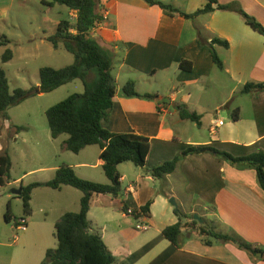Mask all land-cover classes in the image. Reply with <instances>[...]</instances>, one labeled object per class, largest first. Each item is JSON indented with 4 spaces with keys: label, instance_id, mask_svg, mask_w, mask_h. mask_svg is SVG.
<instances>
[{
    "label": "crops",
    "instance_id": "1",
    "mask_svg": "<svg viewBox=\"0 0 264 264\" xmlns=\"http://www.w3.org/2000/svg\"><path fill=\"white\" fill-rule=\"evenodd\" d=\"M16 1L0 0V23L7 21ZM39 1L43 4L53 0ZM160 1L187 14H194L208 3L206 0ZM217 1L221 5H240L264 26V0ZM102 12L108 18L91 32V37L113 58L119 76L124 72L127 82L134 81L140 95L156 96L155 100L126 98L118 87L111 117L102 125L113 133L149 138L148 168L172 161L191 147H213L234 157L264 152V92L242 94L248 83L264 84V36L247 26L241 15L216 11L193 21L180 15H166L144 0H99V13ZM69 14L75 22L76 12L69 10ZM61 20L52 22L55 28ZM198 27L206 31V39H200ZM50 36L46 29L40 37L41 43ZM214 38L229 43L228 49L215 45L224 63L223 70L215 65L209 49ZM183 62L191 63V71L181 69ZM119 76H115L117 83ZM140 77H146L143 82L150 84L155 79L160 86L169 82L170 87L167 85V93L158 87L154 89L153 85L142 91ZM178 105H186L201 116L200 125L182 120ZM236 109L240 111L238 120L234 119ZM67 139L51 138L55 154L68 152ZM58 141L60 148L55 149L54 143ZM101 153L98 145L89 146L62 164L74 168L82 179L107 185L110 181L103 170ZM60 166L55 167L56 171ZM118 172L121 194L117 198L95 197L88 218L92 231L102 236L120 263L264 264L258 253L242 248L236 241L220 242L200 232L203 227L207 231L215 229L264 252V190L254 168L204 153L184 158L164 180L155 179L132 163L120 165ZM23 178L9 184L26 187ZM82 197L81 191L70 186L60 190L34 189L32 215L36 209L48 215L47 210L57 202L56 225L64 214L80 212ZM171 198L177 207L170 203ZM149 203V215L143 220L147 228L138 230V220L127 215L126 210L143 214L142 208ZM176 210L183 216L182 248L163 235L166 228L179 223ZM9 216L11 220L15 218ZM206 241H212V245H206Z\"/></svg>",
    "mask_w": 264,
    "mask_h": 264
},
{
    "label": "trees",
    "instance_id": "2",
    "mask_svg": "<svg viewBox=\"0 0 264 264\" xmlns=\"http://www.w3.org/2000/svg\"><path fill=\"white\" fill-rule=\"evenodd\" d=\"M152 7L160 8L171 17L180 15L188 20L216 11L232 12L242 16L244 22L255 32L264 36V26L254 17L247 14L238 4L221 5L217 0H206L207 5L195 12L187 14L179 9L165 4L160 0H144ZM47 7L56 5L65 6L70 11L76 12V21L61 20L54 35L48 37L55 49L64 48L74 56L73 64L55 69L44 67L40 70L39 87L30 90L17 89L10 91L6 72L0 69V116L9 120L8 111L33 95L52 93L63 86L80 80L84 86L83 93L70 95L64 101L49 108L46 112L51 137L57 139L62 135H68L65 147L68 151L79 154L86 147L98 145L102 153L103 170L110 181L104 185L80 178L74 168L62 164L55 173L54 178L46 183H33L22 187L23 216L32 215L31 200L34 189L47 187L60 190L63 186H70L83 193L81 210L78 213L64 214L55 225V237L57 247L46 252L42 264H122L109 250L102 236L92 231V223L88 218L92 201L100 195H111L114 198L121 194L120 174L118 167L125 163H132L135 167L145 169L155 179L164 180L176 170L178 164L189 155H201L211 153L230 163H242L254 168L258 175L259 183L264 190V152L259 151L245 157H234L230 153L217 150L213 147H191L178 155L174 160L160 166L148 168L147 162L151 151L150 139L134 133H113L103 128L102 122L109 121L118 93V83L113 75L114 60L108 52L93 38L91 32L99 23L104 21L99 13V0H53L43 2ZM200 39H206V31L197 28ZM1 46H8L10 41ZM215 45L226 49L229 43L218 38L212 39L209 49L215 65L223 70L224 63L216 52ZM14 58L12 50L7 49L2 56V62L8 63ZM181 69L191 71L192 65L183 62ZM126 98H141L155 100V95H140L136 91L134 81H129L122 88ZM264 92V84L248 83L242 89L244 95H256ZM177 111L182 120L191 121L200 125L201 116L190 111L186 105H178ZM239 109L234 112V119H239ZM25 128H18V132ZM12 162L6 152L0 156V186L4 187L11 180ZM151 203L142 208V213L149 215ZM127 208V207H126ZM125 208V209H126ZM10 204L5 215V220L10 222ZM180 221L174 226L163 231V235L172 244L182 248L183 216L176 210ZM20 219V218H19ZM17 219V220H19ZM16 220V221H17ZM193 224H198L193 221ZM201 235L212 237L216 241H236L242 248L259 253L252 245L228 234H222L215 229L207 231L201 229ZM206 245H212V241H206Z\"/></svg>",
    "mask_w": 264,
    "mask_h": 264
},
{
    "label": "rangeland",
    "instance_id": "3",
    "mask_svg": "<svg viewBox=\"0 0 264 264\" xmlns=\"http://www.w3.org/2000/svg\"><path fill=\"white\" fill-rule=\"evenodd\" d=\"M60 19L73 21L74 18L65 6L50 9L39 0H17L8 13L7 21L0 23V69L6 72L11 93L17 89L39 87L40 70L44 67L62 69L73 64L74 56L63 44L55 49L48 39L44 43L40 40L46 29L51 36L56 33L57 28L52 22ZM5 37L10 44L1 46L6 42ZM7 49L12 50L14 58L5 64L2 56ZM113 74L114 77L119 76L118 67L113 70ZM144 78L140 77L142 91L151 89L153 85L154 89L158 87L167 93L170 87L169 82L168 86H160L155 79L150 84L143 82ZM127 79L125 73L121 72L118 81L120 89L125 86ZM83 92V83L77 80L52 93L29 97L8 111L9 120L0 116V156L7 152L11 158V180L24 177L25 186L49 182L55 176V167L76 157L70 151L60 156L54 153L46 112L70 95ZM20 127L25 129L18 132ZM64 138H68V135H62L61 141ZM54 144L55 149L60 148V141ZM10 181L0 187V264H42L46 252L57 247L54 224L58 214L57 202L50 206L51 210H47L48 215L36 209L32 217L27 218L28 230L17 231L15 219L23 215V202L12 191L19 189L21 184H9ZM42 202L41 198L40 204ZM9 204V214L15 218L6 223Z\"/></svg>",
    "mask_w": 264,
    "mask_h": 264
},
{
    "label": "built area",
    "instance_id": "4",
    "mask_svg": "<svg viewBox=\"0 0 264 264\" xmlns=\"http://www.w3.org/2000/svg\"><path fill=\"white\" fill-rule=\"evenodd\" d=\"M101 16L103 17L104 21L107 20L108 18V15L106 12H102ZM103 22L99 23L97 27L101 26ZM219 125H223V122H220ZM126 214L129 216H134L138 220V224H137L138 230H144L147 228V224L143 221L145 218L144 214H141V212L135 211L130 208L126 210ZM15 228L17 231L26 232L28 230V219L21 217L19 220L15 221Z\"/></svg>",
    "mask_w": 264,
    "mask_h": 264
},
{
    "label": "water",
    "instance_id": "5",
    "mask_svg": "<svg viewBox=\"0 0 264 264\" xmlns=\"http://www.w3.org/2000/svg\"><path fill=\"white\" fill-rule=\"evenodd\" d=\"M12 192H13V194H14L15 196H18V197H19V196L22 195L23 190H22V187H21V188H19V189H14ZM170 203H171L173 206L177 207V203H176V201H175L174 198H171ZM195 218L198 219L197 216H195ZM198 220L201 221L200 219H198ZM258 256H259L260 258H263V259H264V252H259V253H258Z\"/></svg>",
    "mask_w": 264,
    "mask_h": 264
}]
</instances>
